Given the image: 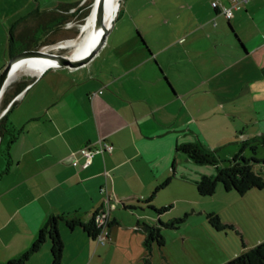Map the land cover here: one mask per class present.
<instances>
[{"label":"crops","instance_id":"crops-1","mask_svg":"<svg viewBox=\"0 0 264 264\" xmlns=\"http://www.w3.org/2000/svg\"><path fill=\"white\" fill-rule=\"evenodd\" d=\"M84 1L0 0V72L13 55L50 38L39 34L51 11ZM213 2L231 0H123L90 63L12 82L33 79L10 112L24 132L0 180V264L28 251L51 216L88 221L108 195L119 200L110 239L100 245L82 228L61 224L63 264H143L144 224L175 208L172 218L197 212L203 197L195 181L215 173L178 153V145L199 139L229 159L239 142L264 134V0H249L232 19ZM12 30L24 49L18 53L10 51ZM101 139L112 152L82 165L80 150ZM153 194L152 205L171 207L167 216L148 209ZM136 205L143 209L127 208ZM122 240L127 251L118 248ZM28 264H52L50 240Z\"/></svg>","mask_w":264,"mask_h":264},{"label":"trees","instance_id":"trees-1","mask_svg":"<svg viewBox=\"0 0 264 264\" xmlns=\"http://www.w3.org/2000/svg\"><path fill=\"white\" fill-rule=\"evenodd\" d=\"M88 6L89 4L84 3L82 5L81 2L60 4L55 11L49 13V22L43 25L39 35H49L51 37L53 34H57L61 29L69 26L73 16H78L79 21L83 23L90 13ZM36 35L38 36V33ZM19 41L15 39L14 31L12 30V38L9 45L11 53H18V51L24 50L19 46ZM40 41L36 43L33 50H39L48 44L55 43L49 41V39ZM32 82L33 79L21 80L9 85L1 101L0 112L7 109L16 96ZM16 104L17 101H14L7 113L0 119V180L3 175L11 170L13 165L11 147L24 132V129L17 127L10 118V112ZM260 148H264V134L239 142L238 152L229 159L221 158L216 150L209 149L199 139H196L192 143L178 145L177 152L184 154L197 165L211 166L215 169L213 175H202L199 180L195 181L199 195L201 197H208L216 193L220 184L226 191L235 190L241 195H245L252 189H264V158L260 159L257 156ZM247 151L250 152V156L247 154ZM257 165H260V167L257 168ZM170 181L171 178L163 182L157 189L168 186ZM154 196L155 194L147 201L149 204L148 209L156 215H161L171 209L170 206L157 208L152 205ZM127 208L130 210H135L136 208L143 209L140 205L129 206ZM186 218L187 215L181 218L170 219L167 222L158 220L154 225L144 224L146 255L144 256L143 264H153V242H157L159 247L165 245V237L162 233L163 229H179ZM207 218L210 224L220 229L222 223L219 215L209 213ZM61 224H65L70 230L82 228L95 241L99 235L94 215L88 221H84L78 214L54 215L48 219L44 228L40 230L38 239L30 249L19 257L11 259L7 264H28L30 258L39 252L47 240L51 241L52 264H63L65 243L60 233ZM112 225L113 222H111L110 228ZM225 264H264V241L230 259Z\"/></svg>","mask_w":264,"mask_h":264},{"label":"rangeland","instance_id":"rangeland-1","mask_svg":"<svg viewBox=\"0 0 264 264\" xmlns=\"http://www.w3.org/2000/svg\"><path fill=\"white\" fill-rule=\"evenodd\" d=\"M94 1L85 0L81 4H89L88 9L91 12ZM86 19L81 23L78 16H73L67 28L61 29L56 37L49 38V41L55 43L48 44L41 50L68 55L69 49L55 48L66 40L78 39L82 34ZM23 74L36 75L28 70L23 71ZM20 75L22 71L13 78L10 84ZM247 154L250 156L249 151ZM257 156L260 159L264 158V148L259 149ZM196 166L213 169L211 166L197 164ZM256 167L259 168L260 165ZM199 200L200 203L196 205L197 212L188 215L179 229H163L162 233L165 237L163 247L153 242V264H225L264 241V189H252L245 195H241L235 190L226 191L220 184L213 196ZM174 210L177 212L178 208ZM172 211L168 215L170 219H173ZM209 213H216L220 216L222 223L220 229L210 224L207 218ZM166 214L168 212L164 215ZM167 217L164 219L167 220ZM165 220L161 221L167 222ZM127 243V240H122L118 246L119 250L127 251L124 249ZM131 246L135 247L133 243ZM114 264H122L121 259H115Z\"/></svg>","mask_w":264,"mask_h":264},{"label":"bare ground","instance_id":"bare-ground-1","mask_svg":"<svg viewBox=\"0 0 264 264\" xmlns=\"http://www.w3.org/2000/svg\"><path fill=\"white\" fill-rule=\"evenodd\" d=\"M118 1L119 0H104L105 20L104 24L101 25L97 24L96 9L94 5L92 11L87 16L85 24L83 25L82 34L80 37H77L78 39L75 38L66 40L63 43H60L55 49H69L70 52L66 56L71 60H82L86 58L90 54L94 44L101 37L105 27L111 26V21L114 18V12L116 10ZM50 65L58 66L59 62L48 57H35L21 61L15 65L14 74L11 78V81L21 71L22 74L23 71L26 70L31 71L33 74H40Z\"/></svg>","mask_w":264,"mask_h":264},{"label":"water","instance_id":"water-1","mask_svg":"<svg viewBox=\"0 0 264 264\" xmlns=\"http://www.w3.org/2000/svg\"><path fill=\"white\" fill-rule=\"evenodd\" d=\"M122 2H123V0L118 1L116 10L114 12V18L111 21V26L105 27L101 37L98 39V41L94 44L93 48L91 49L90 54L82 60H71L66 55L48 53V52H45L43 50H26V51L20 52L16 55H13L9 59L5 68L0 72V105H1V101L3 99V96L6 92V89L8 88V86L11 83V78L14 74L15 65L21 61H25L27 59H31V58H35V57H48L51 59H55L59 62L58 66L50 65L41 73H44L48 69L58 68V67L77 69V68L83 67L86 64L90 63L97 56V54L101 51V49L105 45L107 37L111 31V28L115 24V21H116V18L118 16ZM94 5H95V9H96L97 24L98 25L104 24V20H105L104 0H95Z\"/></svg>","mask_w":264,"mask_h":264},{"label":"built area","instance_id":"built-area-1","mask_svg":"<svg viewBox=\"0 0 264 264\" xmlns=\"http://www.w3.org/2000/svg\"><path fill=\"white\" fill-rule=\"evenodd\" d=\"M248 1L249 0H231L230 5L228 6L220 5L218 2H213V6L214 8L219 9L227 19H232L234 17L235 10ZM13 102L9 105V107L13 104ZM9 107L3 112H0V119L7 113ZM112 150L113 146L106 143V141L102 139L93 145L85 146L80 150V153L85 158V161L82 165L88 166L92 164L93 158L96 154H104L106 152H112ZM71 159L74 166L79 165V161L75 156H72ZM105 175L107 178L111 177L108 172H105ZM102 191L107 192L108 190L106 187H103ZM105 202V206L93 214L97 228L99 230V235L96 241L100 245H105L107 240L110 239L111 210L117 206L119 200L112 195H108V198L105 200Z\"/></svg>","mask_w":264,"mask_h":264}]
</instances>
